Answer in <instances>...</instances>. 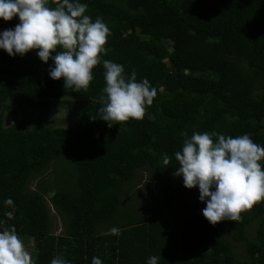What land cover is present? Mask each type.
Here are the masks:
<instances>
[{"label": "trees", "instance_id": "16d2710c", "mask_svg": "<svg viewBox=\"0 0 264 264\" xmlns=\"http://www.w3.org/2000/svg\"><path fill=\"white\" fill-rule=\"evenodd\" d=\"M81 2L110 30L101 59L123 65L126 77L135 70L156 95L142 119L109 128L98 118L101 64L87 89L74 92L49 78L52 60L42 62L38 50H0V218L11 210L5 198L15 206L5 226L34 240L36 264L57 255L70 264L93 256L146 264L153 255L157 264H264V199L238 221L211 225L198 188L173 175L181 132L247 133L264 146V0ZM17 23L0 20V30ZM57 101L74 103L65 126L51 117ZM144 170L157 182L148 198L133 185ZM112 227L118 235L108 234Z\"/></svg>", "mask_w": 264, "mask_h": 264}, {"label": "clouds", "instance_id": "9594fccd", "mask_svg": "<svg viewBox=\"0 0 264 264\" xmlns=\"http://www.w3.org/2000/svg\"><path fill=\"white\" fill-rule=\"evenodd\" d=\"M0 0V20L18 17L19 23L0 30V50L8 56H23L30 50L44 63L51 58L48 76L62 79V87L78 92L87 89L93 79L92 69L101 64L104 86L101 89L98 118L111 128L114 123L142 119L145 107L151 105L156 89L147 78H136L133 70L127 77L124 66L102 60L104 45L110 30L100 17L94 21L86 14L87 4L81 0ZM60 49L57 51V49ZM55 52V55L51 53ZM181 148L173 155L178 162L174 176L182 178L183 186L198 188L203 217L211 224L238 221L240 213L264 199V146L245 133L226 136L215 131L181 132ZM163 164H169L167 155ZM5 211L0 218V264H36L14 225H6L14 217L13 200L5 198ZM108 234L118 235L112 227ZM158 256H149L146 264H157ZM50 264H70L62 255L54 256ZM91 264H102L93 256Z\"/></svg>", "mask_w": 264, "mask_h": 264}, {"label": "rangeland", "instance_id": "374dc122", "mask_svg": "<svg viewBox=\"0 0 264 264\" xmlns=\"http://www.w3.org/2000/svg\"><path fill=\"white\" fill-rule=\"evenodd\" d=\"M72 104H67L65 102L61 103L59 101H57L54 104V108L53 111L51 113V117L53 119V121L55 122L56 125L58 126H65V122L66 119L69 118V112L71 110V105ZM65 122H64V121ZM11 119L8 120L7 123H11ZM62 169L65 168L64 166H60ZM53 166L52 168H50L48 171L52 172L53 170ZM60 171H57V174H60ZM152 172L149 170H144V172L140 173L138 178L135 180V182L133 183L134 187H136L135 189L139 190V193L141 195L140 198H148L151 191L155 190V187L157 185L156 179H154L151 176ZM140 178V179H139ZM35 185V184H34ZM133 198V204L136 205V202H139V199L134 196ZM55 217H54V227L53 230L55 233H61L64 230L63 224L61 222V219L58 217V215L54 212ZM19 238L23 241V244L26 248L27 251H29V253L31 254L32 258L35 257L36 254V247H35V242L33 239H30L28 237H24V236H19ZM241 247V245L239 243L235 244V250H239ZM240 251V250H239ZM245 253H242V255H244Z\"/></svg>", "mask_w": 264, "mask_h": 264}]
</instances>
